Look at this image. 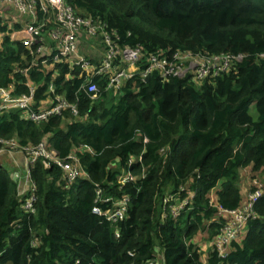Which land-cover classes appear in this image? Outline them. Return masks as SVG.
<instances>
[{"label":"trees","instance_id":"trees-1","mask_svg":"<svg viewBox=\"0 0 264 264\" xmlns=\"http://www.w3.org/2000/svg\"><path fill=\"white\" fill-rule=\"evenodd\" d=\"M65 3L104 24L121 47H139L146 56L162 49L242 58L201 81L151 72L108 91L100 81L101 92L91 99L79 88V68L64 59L31 66L40 55L10 42L12 29L0 23V85H13L18 94L27 93V84L36 86L38 109L53 96V84L56 95L78 108L76 116L65 110L40 122L20 110L4 112L0 138L21 145L46 140L62 159L78 148L88 175L69 183L60 167H46L38 158L31 168L34 211L27 212L18 182L0 164V264H264V193L226 257L194 242L205 230L212 239L223 225L210 199L233 210L255 190L240 186L241 169L264 179V0ZM25 68L26 75L20 72ZM109 92L120 95L107 105ZM252 104L256 119L249 113ZM128 172L133 179L122 183ZM96 187L129 198L122 220L112 223L92 213ZM188 191L194 198L173 216L169 206Z\"/></svg>","mask_w":264,"mask_h":264},{"label":"built area","instance_id":"built-area-1","mask_svg":"<svg viewBox=\"0 0 264 264\" xmlns=\"http://www.w3.org/2000/svg\"><path fill=\"white\" fill-rule=\"evenodd\" d=\"M0 23H5L10 32L9 41L21 43L31 55L38 54L31 66L39 64L48 66V63L67 61L72 67L82 71L83 82L80 89L86 95L95 99L100 94L98 83L103 81L104 90L119 89L126 81L135 77L142 80L151 72H158L164 78L190 76L192 80L201 81L209 76H218L227 71L234 61L240 60L242 55L229 53L210 54L207 52L156 50L150 55H143L139 47L120 46L118 37L114 38L105 30V25L98 23L91 17L77 15L65 0H0ZM50 24H52L50 26ZM18 28H14V26ZM2 34L0 33V38ZM82 36L97 41L93 46L100 48L99 57L89 58L78 51ZM52 41L55 45L52 46ZM98 44V46H97ZM28 68L20 72L27 74ZM27 93H16L13 85H0V114L13 110H20L25 117L34 122L46 120L50 116L60 115L70 110L73 115L78 114L77 105L56 95L53 84L48 91L53 94L47 103H41L34 109L36 86L27 84ZM75 148L65 158H60L57 152L46 140L36 145H21L17 139L0 138V154L20 153L25 158L22 170L15 172L18 182V191L22 198V207L27 212L34 211V185L31 180V168L38 158H43L46 167L55 164L65 173L69 183L77 179L87 178ZM133 162L130 161L129 164ZM133 179L128 172L122 179L126 183ZM255 190L248 193L247 199L241 206L227 210L217 204L215 199L209 203L217 209V216L224 219L219 232L214 236L212 247L218 257L224 258L228 254L230 241L239 237L248 219L254 217V207L264 193V185L253 181ZM183 191V188L182 190ZM25 193V194H24ZM96 197L92 213L105 218L112 223L122 220L127 213L129 198H116L112 194L104 195L100 187H96ZM179 196V194H178ZM195 194L188 191L185 198L175 200L173 207L169 206L173 216H177L187 209ZM171 196L164 197L167 204ZM177 199V198H176ZM116 232V236H118ZM145 264H156L148 261Z\"/></svg>","mask_w":264,"mask_h":264},{"label":"rangeland","instance_id":"rangeland-1","mask_svg":"<svg viewBox=\"0 0 264 264\" xmlns=\"http://www.w3.org/2000/svg\"><path fill=\"white\" fill-rule=\"evenodd\" d=\"M82 42H81V45L78 47V51L83 54V55H86L87 57L89 58H93L94 56H96L97 58L99 57V54H98V50H100L99 47L96 48V46H93L94 43H97L96 40H94L93 38H88L86 36H82ZM98 46V44H97ZM100 89V88H99ZM120 94H114L113 92H109V96L106 100V104L108 105L109 103H111V101L114 99V97L112 96H119ZM249 113L252 115V117L254 119H256L257 115H256V110H255V104H252L249 108ZM10 154H6V153H1L0 154V157H5L6 160H9V156ZM1 165L3 167H5L6 169H8L9 171L12 172V168L11 166L9 165L8 162L6 161H1ZM14 174V172L12 173ZM256 180L257 182H264L263 180V177L260 173L258 172H251V169L250 168H246V169H241L240 170V183H246V185H248L249 183V186H246L245 189H251V186L254 187V184H253V181ZM18 181V180H17ZM25 194V193H24ZM208 234L205 231H202L198 234V236L194 239V242L197 244V246L202 249L203 251L209 249L210 245L212 246V243H213V240H214V237L212 239H208L207 238ZM210 240V243L208 245H206V241ZM205 256V255H204ZM158 262H162L160 258H158Z\"/></svg>","mask_w":264,"mask_h":264},{"label":"crops","instance_id":"crops-1","mask_svg":"<svg viewBox=\"0 0 264 264\" xmlns=\"http://www.w3.org/2000/svg\"><path fill=\"white\" fill-rule=\"evenodd\" d=\"M9 160H6L5 157H0V164H1V161H6L9 163V165L11 166L12 168V173L14 172H20L22 170V168L24 167L25 165V158L23 157L22 154L20 153H13V154H10L9 155ZM241 187H245V186H249V183L248 185H246V183H239ZM214 199V198H212ZM210 243V240L207 239L206 241V245H208Z\"/></svg>","mask_w":264,"mask_h":264},{"label":"water","instance_id":"water-1","mask_svg":"<svg viewBox=\"0 0 264 264\" xmlns=\"http://www.w3.org/2000/svg\"><path fill=\"white\" fill-rule=\"evenodd\" d=\"M13 180H14V181L16 180L15 175H13Z\"/></svg>","mask_w":264,"mask_h":264}]
</instances>
